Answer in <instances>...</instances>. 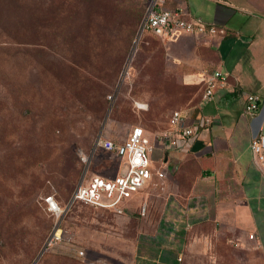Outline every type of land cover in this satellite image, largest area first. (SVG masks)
<instances>
[{"label": "rangeland", "instance_id": "obj_1", "mask_svg": "<svg viewBox=\"0 0 264 264\" xmlns=\"http://www.w3.org/2000/svg\"><path fill=\"white\" fill-rule=\"evenodd\" d=\"M143 14L144 0H0V198L14 207L0 264H33L61 219V239L36 264L51 251L124 252L112 233H141L131 222L145 215L150 183L119 215L82 202L64 210L84 172L121 169L113 152L92 154L108 112L102 136L121 142L140 125L155 144L171 114L197 102L200 85L185 84L167 45L140 31ZM182 239L180 264H263L211 226H193Z\"/></svg>", "mask_w": 264, "mask_h": 264}, {"label": "crops", "instance_id": "obj_2", "mask_svg": "<svg viewBox=\"0 0 264 264\" xmlns=\"http://www.w3.org/2000/svg\"><path fill=\"white\" fill-rule=\"evenodd\" d=\"M171 5L219 28L214 36L179 33L166 43L182 81L200 85L197 102L184 111L197 133L174 148L156 141L153 165L165 176L153 177L145 215L131 222L142 226L141 233L130 237L115 230L116 243L129 250L87 251L84 263L180 264L185 230L207 225L264 264V165L250 150L259 118L245 113L247 96L257 94L264 127V0H172ZM214 70L228 74L226 86L203 100L205 75Z\"/></svg>", "mask_w": 264, "mask_h": 264}, {"label": "built area", "instance_id": "obj_3", "mask_svg": "<svg viewBox=\"0 0 264 264\" xmlns=\"http://www.w3.org/2000/svg\"><path fill=\"white\" fill-rule=\"evenodd\" d=\"M146 11L141 22L140 31L147 32L164 42L165 44L179 33L203 34L214 36L218 33V26L207 22L202 17L190 16L182 7H168L167 3L172 0H145ZM228 74L220 70L208 72L204 78L203 100L214 97L218 89L226 86ZM245 113L254 119L259 118L257 128L250 142V150L255 161L264 165V127L260 120V97L249 94L246 98ZM197 133V125L191 124L183 110H175L170 117L167 128L162 131L157 141L162 142L166 148H174L188 141ZM97 148L115 152L122 160L120 171L113 177L99 174H85L83 180L77 185L73 194L74 202H82L101 208H112L117 212L123 211L125 203L141 192L156 175L164 178L163 170L153 166L151 154L154 144L150 141L144 128L140 125L134 126L127 139L116 144L111 138L101 136ZM83 161L90 158L82 153ZM123 167V169H122ZM46 201L49 208L62 213L59 206L54 204L52 196ZM145 206L142 208L145 211ZM61 236H54L49 245ZM254 238V235H250ZM77 256L84 259V249L78 250Z\"/></svg>", "mask_w": 264, "mask_h": 264}, {"label": "trees", "instance_id": "obj_4", "mask_svg": "<svg viewBox=\"0 0 264 264\" xmlns=\"http://www.w3.org/2000/svg\"><path fill=\"white\" fill-rule=\"evenodd\" d=\"M167 5H168V7H173L172 5H171V1H169L168 3H167ZM145 11H146V1L144 0V14H145ZM143 14V15H144ZM144 17V16H143ZM203 92H204V88H203ZM202 96H203V93H202ZM145 130V129H144ZM145 132H146V130H145ZM130 133V132H129ZM129 135V134H128ZM104 137V136H103ZM128 137V136H127ZM127 137H126V139H127ZM112 139V138H111ZM125 139V140H126ZM113 140V139H112ZM124 140V141H125ZM116 144H121V143H123L124 141H121V142H116L115 140H113ZM102 149V148H101ZM109 152H112V151H109ZM118 158H119V156L115 153V152H113ZM121 159V158H120ZM88 174V173H87ZM143 191V190H142ZM141 191V192H142ZM141 192H139L138 194H136L134 197H132L130 200H128L126 203H125V205L123 206V210L125 209V207L128 205V203L129 202H131L134 198H136ZM1 198H0V238H1V236L2 235H8V233H10V230H11V227H10V224L8 223V221L10 220V217H11V211L12 210H14V207H12L11 205H10V203L9 202H7V201H5L4 199H3V201H5V202H7V204H8V206L5 204V203H3V202H1ZM45 203H47V202H45ZM86 204V203H85ZM87 205H89V206H91V207H93V208H100L101 210H103L102 212H104V213H113L114 215H119V212H117L116 210H114V209H112V208H101V207H97V206H93V205H90V204H87ZM29 209V207H21L20 208V213H22L23 214V212H24V210L25 209ZM123 212V211H122ZM121 212V213H122ZM138 212H140V211H138ZM117 218V217H116ZM98 218H95V220H97ZM94 220V221H95ZM106 222H109V223H111L110 221H106ZM85 225V224H84ZM4 227V228H3ZM11 234V233H10ZM12 235H14V234H12ZM46 252V251H45ZM44 252V253H45ZM43 253V254H44ZM42 254V255H43ZM42 257V256H41ZM40 257V258H41ZM46 257H49V259L48 260H45V259H43V260H40V262H39V264H58L57 263V261H58V259L59 260H62V259H66L67 261H69L68 263L69 264H85L84 263V260H82V258H79L77 255L76 256H74V255H69V254H65V253H58V252H54V251H51V252H49L48 254H46ZM51 260V261H50Z\"/></svg>", "mask_w": 264, "mask_h": 264}, {"label": "water", "instance_id": "obj_5", "mask_svg": "<svg viewBox=\"0 0 264 264\" xmlns=\"http://www.w3.org/2000/svg\"><path fill=\"white\" fill-rule=\"evenodd\" d=\"M109 111H110V109H109ZM108 114H109V112L107 113V115H106V117H105V119H104V122H103L102 128H101V130H100V132H99V134H98L97 140H96V142H95V144H94L92 154H93V152L97 149L98 140H99L100 137L102 136V131H103V128H104L105 122H106V120H107ZM92 154H91V155H92ZM85 174H86V173L84 172V174H83V176L81 177V179H80V181H79L78 184L81 183V181L83 180ZM72 203H74V199H73V197H72V199H71L69 205L67 206V208L64 210V213H66V212L68 211V209L70 208V206L72 205ZM61 220H62V219H61ZM61 220L58 221L57 224L55 225V227H54V229H53V231H52V233H51V236L49 237V239L47 240V242H46L45 245L43 246L42 250L40 251L39 255L37 256V258L35 259V261L33 262V264H36L37 261H38V260L40 259V257L42 256V254L48 249V247H49V243H50L51 239H52L54 236H56L57 231L60 229V223H61Z\"/></svg>", "mask_w": 264, "mask_h": 264}, {"label": "bare ground", "instance_id": "obj_6", "mask_svg": "<svg viewBox=\"0 0 264 264\" xmlns=\"http://www.w3.org/2000/svg\"><path fill=\"white\" fill-rule=\"evenodd\" d=\"M54 204H56L57 205V203L54 201ZM58 206V205H57Z\"/></svg>", "mask_w": 264, "mask_h": 264}]
</instances>
